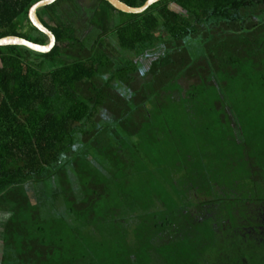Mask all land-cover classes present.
Masks as SVG:
<instances>
[{
	"label": "trees",
	"instance_id": "1",
	"mask_svg": "<svg viewBox=\"0 0 264 264\" xmlns=\"http://www.w3.org/2000/svg\"><path fill=\"white\" fill-rule=\"evenodd\" d=\"M40 1L0 0V39L48 44ZM97 1L0 48V264H264V0Z\"/></svg>",
	"mask_w": 264,
	"mask_h": 264
},
{
	"label": "water",
	"instance_id": "2",
	"mask_svg": "<svg viewBox=\"0 0 264 264\" xmlns=\"http://www.w3.org/2000/svg\"><path fill=\"white\" fill-rule=\"evenodd\" d=\"M58 0H42L35 4L29 11V19L32 25L39 30L41 33L46 35L49 39V43L46 45H40L33 43L27 39L17 37V36H8L0 39V48L9 47V46H20L25 47L31 51L40 54L50 53L56 46V37L55 35L43 24L39 17V10L50 5H53ZM111 6H113L117 11L125 14H134L139 15L146 12L151 6L156 3H159L162 0H147V2L141 7H131L121 0H105Z\"/></svg>",
	"mask_w": 264,
	"mask_h": 264
},
{
	"label": "rangeland",
	"instance_id": "3",
	"mask_svg": "<svg viewBox=\"0 0 264 264\" xmlns=\"http://www.w3.org/2000/svg\"><path fill=\"white\" fill-rule=\"evenodd\" d=\"M95 2H96V4L98 3V1H95ZM78 3H80V2H78ZM83 5L87 7L89 5V3H81L80 4V7L78 8V10H80V12L82 10L81 9L82 8L81 6H83ZM68 14H70V13H68ZM113 15L114 16H112V23H109V25H108L107 28H112V26H114L115 24L117 25V24L122 23V22H124L126 20V17L123 16V15H121L118 12L115 13V14H113ZM43 17L45 18V20L47 22L50 23L49 19L46 16H43ZM109 34H111V31H109ZM161 49L162 48H159V49L154 50L151 53H148L145 58H143V59H141L139 61V65H140L142 71L145 72V71H147L150 68L151 63L159 55H161V53L163 52V50H161ZM7 217H8V214L6 213V211H3V210L0 209V259H1V253H2V244H3V241H2L3 240L2 239L3 238V227H4V222L7 219Z\"/></svg>",
	"mask_w": 264,
	"mask_h": 264
},
{
	"label": "flooded vegetation",
	"instance_id": "4",
	"mask_svg": "<svg viewBox=\"0 0 264 264\" xmlns=\"http://www.w3.org/2000/svg\"><path fill=\"white\" fill-rule=\"evenodd\" d=\"M78 1L80 2L79 6H77L75 8L73 7V10H72V12L75 16H73V15L72 16L76 17V24H77L78 29L79 30L80 29L85 30L91 22V17H93L97 11L98 3L96 4V2H95L97 0H95V1L94 0H78ZM81 3H89V5L87 7L84 5L81 6L82 10L80 12V10H78V8L80 7ZM228 258H231V257H228ZM232 258L236 259L234 257H232ZM244 263L246 264L245 261H244Z\"/></svg>",
	"mask_w": 264,
	"mask_h": 264
}]
</instances>
